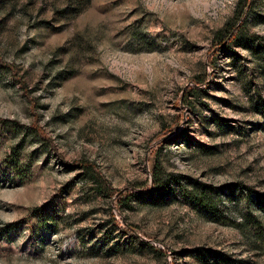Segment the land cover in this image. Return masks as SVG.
<instances>
[{
    "label": "rangeland",
    "instance_id": "374dc122",
    "mask_svg": "<svg viewBox=\"0 0 264 264\" xmlns=\"http://www.w3.org/2000/svg\"><path fill=\"white\" fill-rule=\"evenodd\" d=\"M261 196L264 0H0V264H264Z\"/></svg>",
    "mask_w": 264,
    "mask_h": 264
},
{
    "label": "trees",
    "instance_id": "16d2710c",
    "mask_svg": "<svg viewBox=\"0 0 264 264\" xmlns=\"http://www.w3.org/2000/svg\"><path fill=\"white\" fill-rule=\"evenodd\" d=\"M229 35L230 36L232 35L231 31H229ZM161 184H162V182H161L160 176L157 173L156 174L154 173L153 174V190H158L160 188ZM255 201L258 203L259 207L264 212V197L262 198V196H261V198L256 199ZM41 216H44V215H41Z\"/></svg>",
    "mask_w": 264,
    "mask_h": 264
}]
</instances>
